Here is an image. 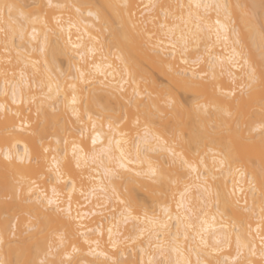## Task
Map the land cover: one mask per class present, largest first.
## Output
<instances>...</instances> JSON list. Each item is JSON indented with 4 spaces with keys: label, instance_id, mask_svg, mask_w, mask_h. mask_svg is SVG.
Wrapping results in <instances>:
<instances>
[{
    "label": "bare ground",
    "instance_id": "1",
    "mask_svg": "<svg viewBox=\"0 0 264 264\" xmlns=\"http://www.w3.org/2000/svg\"><path fill=\"white\" fill-rule=\"evenodd\" d=\"M262 33L264 0H0V264H264Z\"/></svg>",
    "mask_w": 264,
    "mask_h": 264
},
{
    "label": "snow or ice",
    "instance_id": "2",
    "mask_svg": "<svg viewBox=\"0 0 264 264\" xmlns=\"http://www.w3.org/2000/svg\"><path fill=\"white\" fill-rule=\"evenodd\" d=\"M13 7H14L13 5H5V8H8L9 10H11ZM197 7H199V5H197ZM262 39H264V33H262ZM252 77L253 78L255 77L254 70H253V73H252ZM49 203H52V201L50 200ZM164 211H165V213H167V210L166 209ZM262 212H264V208H262ZM262 244H264V239H262Z\"/></svg>",
    "mask_w": 264,
    "mask_h": 264
}]
</instances>
